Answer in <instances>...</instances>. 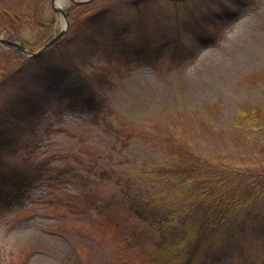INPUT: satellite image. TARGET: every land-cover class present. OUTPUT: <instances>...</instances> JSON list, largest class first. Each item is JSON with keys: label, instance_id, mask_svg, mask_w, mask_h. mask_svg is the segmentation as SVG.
Masks as SVG:
<instances>
[{"label": "rangeland", "instance_id": "rangeland-1", "mask_svg": "<svg viewBox=\"0 0 264 264\" xmlns=\"http://www.w3.org/2000/svg\"><path fill=\"white\" fill-rule=\"evenodd\" d=\"M40 1V25L20 33L32 44L65 26L52 0ZM136 1H116L119 29L68 21L50 55L0 85V112L17 102L40 115L19 151L1 155L4 174L34 170L37 179L22 207L0 203V264H181L162 254L159 234L143 233L134 209L169 185L179 138L240 171L264 172V0ZM111 3L99 0L90 14ZM65 57L106 96L101 112L59 99L54 72ZM196 207L184 212L189 225ZM246 223L239 240L211 237V248L232 251L217 264H264V203ZM205 256L196 264H213Z\"/></svg>", "mask_w": 264, "mask_h": 264}, {"label": "trees", "instance_id": "trees-1", "mask_svg": "<svg viewBox=\"0 0 264 264\" xmlns=\"http://www.w3.org/2000/svg\"><path fill=\"white\" fill-rule=\"evenodd\" d=\"M98 1L94 0V4H71L65 10L69 25L86 16L91 24L105 21L118 29L121 28L123 23L120 21L125 14L116 9L118 5L115 3L124 0H106L112 2L110 7L90 14L91 8L96 6ZM159 1L137 0L136 4H157ZM40 3V0H19L15 4L0 3V34L15 36L32 50L43 45L47 35L35 44L27 42L20 35L24 28L40 25ZM64 35L32 59L21 60L24 55L20 50L10 48L9 51H3L4 45H0V85H5L7 79L14 77L16 73L20 74L25 65L50 55L55 45L64 40ZM54 73L57 83L62 86L60 100L70 98L72 105L77 104L92 114L103 110L107 103L106 96L75 60L65 57L63 64L55 66ZM25 100L21 99L22 102ZM21 104L23 103L12 102L0 112V160L3 154L17 153L21 142L28 135L35 134L32 128L34 121L40 116L38 110L33 105L25 107ZM173 144L175 146L170 149L171 158L179 161L177 166L173 165L171 177L168 176L169 185L160 192V196L149 195L145 203L139 201L134 206L137 215L146 223V232L143 233L160 235L156 245L164 256H170L172 263L196 264L198 260H202L205 252L208 257L205 256L204 261L213 259V264H217V261L229 260L232 256L231 249L222 246L211 248V237L214 234H223L230 239H240L251 213L257 212L264 203V172L251 169L240 171L231 163L227 165L224 158H209L181 138ZM3 172L5 171H2L0 166L1 205L10 209L22 207L29 192L35 187L37 178L32 176L34 170L33 173L19 170L13 175ZM154 173L167 176L165 169H157ZM195 206L199 209L195 216L197 220L189 225L184 212L193 211ZM261 227L263 225L260 224L259 228Z\"/></svg>", "mask_w": 264, "mask_h": 264}, {"label": "water", "instance_id": "water-1", "mask_svg": "<svg viewBox=\"0 0 264 264\" xmlns=\"http://www.w3.org/2000/svg\"><path fill=\"white\" fill-rule=\"evenodd\" d=\"M58 1L70 2L72 4L81 5V4L89 3L93 0H52L53 8L57 12L61 13L63 15V17L65 18V26L56 35H54L52 38L47 40L42 46H40L38 49H36L34 51L32 49H30L27 46V44H25L23 41L10 39V38L5 37L3 35H0V44H2V45L6 44L8 46L13 47L14 49H19V50L23 51L28 57L37 56V55L41 54L45 49H47L48 47L53 45L64 34V32L68 28V19H67L66 13H65V9L62 6H57Z\"/></svg>", "mask_w": 264, "mask_h": 264}, {"label": "bare ground", "instance_id": "bare-ground-1", "mask_svg": "<svg viewBox=\"0 0 264 264\" xmlns=\"http://www.w3.org/2000/svg\"><path fill=\"white\" fill-rule=\"evenodd\" d=\"M63 5V1H58L57 2V6H62Z\"/></svg>", "mask_w": 264, "mask_h": 264}]
</instances>
